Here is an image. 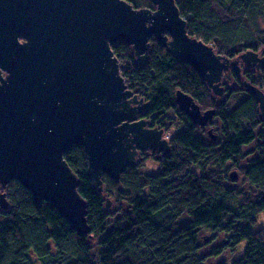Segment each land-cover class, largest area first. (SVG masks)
Masks as SVG:
<instances>
[{
  "label": "trees",
  "instance_id": "1",
  "mask_svg": "<svg viewBox=\"0 0 264 264\" xmlns=\"http://www.w3.org/2000/svg\"><path fill=\"white\" fill-rule=\"evenodd\" d=\"M135 8H155L151 0H127ZM191 35L237 58L247 49H264V0H175ZM146 64H140L123 40L111 47L120 59L128 88L150 101L142 116L163 128L169 111L179 115L182 130L170 143L172 151L158 156V172L127 167L120 181L103 174L104 189L90 178L86 150L75 144L65 159L78 175V190L87 201L91 232L81 236L49 202L39 205L32 193L13 180L2 191L9 208H0V264H209L225 248L247 244L231 264H264V118L256 96L234 108L231 96L240 87H227L216 96L190 64L153 36ZM245 79L264 89V68ZM233 75L239 79L240 74ZM241 83V81H237ZM190 94L202 109L215 108L211 125L217 138L202 134L204 127L178 109L176 90ZM218 119V121H215ZM165 129V128H164ZM253 146L251 151L246 148ZM239 172L235 185L230 173ZM116 208H107V197ZM210 231L225 244L203 252V234Z\"/></svg>",
  "mask_w": 264,
  "mask_h": 264
},
{
  "label": "water",
  "instance_id": "2",
  "mask_svg": "<svg viewBox=\"0 0 264 264\" xmlns=\"http://www.w3.org/2000/svg\"><path fill=\"white\" fill-rule=\"evenodd\" d=\"M151 1L156 8H135L127 0H0L1 209L9 208L2 189L17 180L39 205L53 204L86 236L92 229L87 201L65 159L73 145L85 148L100 192L103 174L120 181L140 152L171 153L165 127L142 116L150 101L128 88L112 43L127 42L146 64L154 36L217 96L226 91L224 73L241 72V62L264 68V53L248 49L230 59L191 35L175 0ZM243 87L256 96L264 118V89L247 79ZM175 100L197 126L207 127L216 114L181 89ZM208 134L217 138L212 127ZM230 177L237 180L239 172Z\"/></svg>",
  "mask_w": 264,
  "mask_h": 264
},
{
  "label": "rangeland",
  "instance_id": "3",
  "mask_svg": "<svg viewBox=\"0 0 264 264\" xmlns=\"http://www.w3.org/2000/svg\"><path fill=\"white\" fill-rule=\"evenodd\" d=\"M262 26L264 28V24ZM259 52L264 53V49H261ZM244 69L247 71V69H250V68H247L246 66H244ZM253 73L255 76H257V75H259L260 71L254 70ZM230 75H231L230 73H227V87H230L233 85ZM241 78L243 79L244 77H241ZM232 87H237V88L240 87L241 88V90L234 93L228 101L229 107L234 108L236 105H238L242 100H244L248 96V92H247V89L243 87L242 81H241V83H236ZM224 94L221 96L224 97ZM168 117L169 118L166 119L163 124H164L167 135L171 139L173 134L177 130H182L184 127H183V125H181L179 123L180 118H179V115L177 113H175L173 111H169ZM215 121H218V119H216ZM210 127L213 128L214 133H217V126L215 124H213L211 126L209 125V127H204L201 131L202 134H204V136L209 138V140L212 139L208 134V129ZM252 148H253V146L247 147L246 152L251 151ZM140 153H139V156L137 157V160L141 156ZM144 153H145L144 154L145 156L141 158L142 162H141V165L139 167L140 170L144 171V172H158L160 169V165H159L158 160L155 158V156H153V154H156L158 156H161L163 154L152 153L151 151H145ZM233 170H237V169H233ZM240 182H241V178H238L235 181V185L240 184ZM107 204H108L107 208H109V209L116 208L115 198L108 196L107 197ZM261 227H264V215L263 214L259 215V220H258V223H257L255 228L259 229ZM202 234H203L202 243L204 245L203 252L205 254L206 253L208 254L213 247L220 246L222 244H225V242H226V240L223 236L215 239L213 237V235H211L210 231H205ZM246 244H247L246 241H242L235 248L223 249L219 255L211 256L208 258L209 264H231L233 261L237 260L238 258H240L242 256Z\"/></svg>",
  "mask_w": 264,
  "mask_h": 264
},
{
  "label": "flooded vegetation",
  "instance_id": "4",
  "mask_svg": "<svg viewBox=\"0 0 264 264\" xmlns=\"http://www.w3.org/2000/svg\"><path fill=\"white\" fill-rule=\"evenodd\" d=\"M155 8H156V6H155ZM21 41H23L22 39H21ZM244 66H245V64H243L242 62H241V68H242V70H241V72H239L238 74H240L241 75V77H244L243 79L241 78V77H239V79H237L234 75H233V69L231 68L229 71H226L225 73H224V75L226 74V73H230L231 75H230V77H231V80H232V86H234L236 83H237V81H239V80H241L242 82L245 80V74H244V72L246 71L245 69H244ZM263 68H261V69H255V68H253V69H247L248 71H250V72H248L247 74H250V73H253L254 72V70H256V71H261ZM225 78V76H223V79ZM145 118V117H144ZM148 119V118H147ZM150 120V119H149ZM210 126H211V124H209ZM209 125L207 126V127H209Z\"/></svg>",
  "mask_w": 264,
  "mask_h": 264
}]
</instances>
